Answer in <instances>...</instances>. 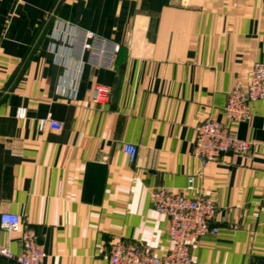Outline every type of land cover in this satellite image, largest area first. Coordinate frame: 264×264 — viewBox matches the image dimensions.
Listing matches in <instances>:
<instances>
[{"label":"crops","instance_id":"crops-1","mask_svg":"<svg viewBox=\"0 0 264 264\" xmlns=\"http://www.w3.org/2000/svg\"><path fill=\"white\" fill-rule=\"evenodd\" d=\"M77 27L122 45L113 69L71 55ZM256 61L264 0H0V213L37 230L49 264H107L118 239L170 250L156 188L205 193L219 231L197 240L196 262L264 264V99L248 121L224 113ZM97 84L111 88L108 102L92 101ZM48 114L61 130H39ZM207 118L252 149L205 164L193 149ZM21 236L0 228L16 253Z\"/></svg>","mask_w":264,"mask_h":264},{"label":"built area","instance_id":"built-area-1","mask_svg":"<svg viewBox=\"0 0 264 264\" xmlns=\"http://www.w3.org/2000/svg\"><path fill=\"white\" fill-rule=\"evenodd\" d=\"M53 15V12H49L45 18L49 19ZM70 37L71 55L81 64L105 69L115 67L122 47L119 42L81 27L75 28ZM110 96V87L97 84L92 92V101L105 103L110 100ZM260 99H264V61L255 62L247 86L236 87L228 93L224 113L231 122L248 121L252 117L251 104ZM62 127V123L51 114L38 120L39 130H61ZM252 146V142L239 137L229 125L207 118L196 127L193 152L206 164L219 160L227 152L247 153ZM124 151L130 161H134L138 155V147L130 142L124 144ZM193 179L192 176L189 178L190 186ZM152 201L154 209L170 219V250L158 255L142 244L118 239L111 245L107 264H198L192 253L193 246L201 236L219 231V227L213 224L218 215L214 198L205 193L187 195L159 187L153 191ZM0 228L22 234L21 252L16 253L0 244L1 258L11 264H49L37 230L25 226L21 215L1 212Z\"/></svg>","mask_w":264,"mask_h":264}]
</instances>
